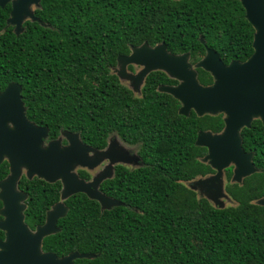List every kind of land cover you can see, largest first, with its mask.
Listing matches in <instances>:
<instances>
[{"label": "trees", "instance_id": "obj_1", "mask_svg": "<svg viewBox=\"0 0 264 264\" xmlns=\"http://www.w3.org/2000/svg\"><path fill=\"white\" fill-rule=\"evenodd\" d=\"M9 10L0 16V34H12L0 36V89L9 80L22 84L26 115L48 127L47 141L67 130L103 149L119 136L145 162L103 182L119 205L102 209L83 192L65 199L60 231L43 239L44 251L95 254L75 264H264L263 122L241 130L259 170L229 183L232 204L220 208L188 182L214 171L196 139L200 131L221 132L224 113L181 114V102L158 90L178 83L164 71H152L136 93L114 70L119 55L144 42H165L171 53H189L193 64L207 47L227 64L247 60L255 29L240 0H41V21H24L19 35L6 20ZM197 72L202 85L214 82L210 72ZM8 173L4 161L0 179ZM62 187L60 180L22 177L32 229L45 222Z\"/></svg>", "mask_w": 264, "mask_h": 264}, {"label": "water", "instance_id": "obj_2", "mask_svg": "<svg viewBox=\"0 0 264 264\" xmlns=\"http://www.w3.org/2000/svg\"><path fill=\"white\" fill-rule=\"evenodd\" d=\"M8 1L0 0V4L4 6ZM40 1L13 0L7 22L15 25L17 34L24 30L23 23L27 18L41 21L31 9ZM240 1L246 10L247 20L255 29L254 52L247 60H232L227 64L217 50L207 47L206 55L193 64L189 53H171L165 42L155 46L144 42L132 47L130 54L119 55L114 69L119 78L131 80L130 88L136 93L141 92L146 77L152 71H164L178 83L161 85L158 90L181 102V114L189 115L192 110L200 116L225 114V127L221 132L200 131L196 139L197 145L208 149L204 161L215 168L216 173L191 185L194 190L200 185V193L220 208L225 207L222 197L230 198L222 187L223 172L227 167L234 164L232 179L236 182L259 170L253 162L254 153L243 148L241 130L251 127L256 118L264 123V0ZM132 63L143 68L137 74H127V65ZM197 68L210 72L214 82L202 85L197 77ZM48 134V127L37 125L27 117L20 85L10 83L0 93V164L4 159L10 163L8 176L0 181V199L3 202L0 229L5 232V238L0 239V264H75L77 258H93L95 254L79 251L60 257L42 248L45 237L60 231L57 223L67 213L64 201L69 196L86 193L98 200L102 209L120 204L99 190V185L112 177L113 171L110 173L108 170L86 182L74 169L78 165L95 167L106 157L114 161L139 158L137 154L115 147L111 139L117 137L111 138L107 147L100 150L84 143L76 132L62 131L58 138L47 141ZM64 140L68 143L63 144ZM23 169L27 170L30 179L37 176L48 182L60 180L63 185L60 201L47 210L45 222L35 229L25 221L27 194L18 189ZM258 202L264 205V197Z\"/></svg>", "mask_w": 264, "mask_h": 264}, {"label": "flooded vegetation", "instance_id": "obj_3", "mask_svg": "<svg viewBox=\"0 0 264 264\" xmlns=\"http://www.w3.org/2000/svg\"><path fill=\"white\" fill-rule=\"evenodd\" d=\"M0 7L1 8H4L3 10H1L0 9V16L2 17V16H4V12H6L9 8H10V10H9V16L7 17V21H8V19H9V17H10V15H11V12H12V9H13V0H9L7 3H5V5L4 6H2L1 4H0ZM35 9H36V6H34V8H33V11H34V13H35ZM28 20H32L31 18H27L25 21H28ZM10 25H12V24H10ZM13 26V32H15L16 33V35H19V34H17V32L15 31V25H12ZM1 35H9V36H12V34H0V36ZM141 69V66H139V65H136V64H129L128 65V70L130 71V72H138V70H140ZM10 83H16V84H18V85H20V87H21V96H22V99H23V95H22V89H23V87H22V84L20 83V82H18V81H16V80H9L6 84H5V88H3V89H0V93L1 92H3L5 89H6V87L10 84ZM225 115V114H224ZM256 119H260V118H256ZM255 120V119H254ZM253 120V121H254ZM261 120V119H260ZM252 121V122H253ZM262 121V120H261ZM264 124V123H263ZM117 137H119V136H117ZM111 139V138H110ZM110 139H109V141H110ZM125 142V141H124ZM68 143V141L66 140V141H63V144H67ZM109 143V142H108ZM126 143V142H125ZM128 144V143H127ZM106 148V147H105ZM105 148H103V149H105ZM96 149H98V148H96ZM103 149H100V150H103ZM208 150V149H207ZM129 154H137V151H135L134 150V147L132 146L130 149H129ZM4 161H7L8 163H9V160L8 159H4L3 160V162ZM131 163L132 164H125V163H117V164H115L114 165V167H113V176L112 177H114V176H116V174L117 173H119L120 171H133L134 169H137V168H140V167H142L143 165H144V161L142 160V158H138V159H131ZM2 162V163H3ZM1 163V164H2ZM0 164V165H1ZM102 164L103 163H101L100 165H97L96 167H95V169L94 170H90V169H88V168H80L79 169V177L81 178V179H84V180H90L91 178H92V176H93V173L94 172H96V171H99V170H101L102 169ZM212 167V166H211ZM213 168V167H212ZM214 169V171L213 172H211V173H209L208 175H206V176H210V175H213V174H215L216 173V169L215 168H213ZM228 169H231L232 170V177H233V170H234V166L233 165H231L230 167H227L226 169H225V171H224V174H225V187H224V190H225V193L227 194V195H229V193L227 192V190H226V187H227V185L229 184V183H235L236 181H232V177H231V179H228V177H227V170ZM9 172H10V163H9ZM9 174V173H8ZM8 175H6L3 179H5L6 177H7ZM23 176H26L27 177V175L26 174H23L22 176H21V179H22V177ZM206 176H199V177H197V178H195V179H193V180H191L190 182H188V183H191V182H193V181H195V180H197L198 178H200V177H206ZM34 177H37V176H34ZM33 177V178H34ZM28 178V177H27ZM32 178V179H33ZM110 178V177H109ZM3 179H0V181L1 180H3ZM21 179L19 180V182H18V189L20 190V191H22V192H24V193H26L27 194V199H26V204H27V200H28V198H29V194L26 192V190H24V189H21L20 188V181H21ZM30 179V178H29ZM108 178H106V179H104L103 181H102V183L99 185V190L101 191V192H103L105 195H108L106 192H104V189L102 188V184H103V182L105 181V180H107ZM1 190V189H0ZM201 194V193H200ZM109 196V195H108ZM109 197H111V196H109ZM229 197H230V195H229ZM230 200H231V202H232V199H231V197H230ZM0 201L2 202V200L0 199ZM2 206H3V202H2ZM2 206L0 207V209L2 208ZM27 207H28V204H27ZM49 210V209H48ZM26 211V210H25ZM3 218V216H1L0 215V220ZM25 221H26V215H25ZM27 223V222H26ZM28 224V223H27ZM1 230V229H0ZM3 231V230H2ZM4 232V231H3ZM5 238V232H4V237L3 238H0V239H4Z\"/></svg>", "mask_w": 264, "mask_h": 264}, {"label": "rangeland", "instance_id": "obj_4", "mask_svg": "<svg viewBox=\"0 0 264 264\" xmlns=\"http://www.w3.org/2000/svg\"><path fill=\"white\" fill-rule=\"evenodd\" d=\"M34 6H35V5H32V6H31V9H32V10H33ZM132 64H134V63H132ZM136 65H139V64H136ZM139 66H141V69L143 68L142 65H139ZM118 69H120V67H118ZM141 69L138 70V72H140ZM138 72H130V71L128 70V65H127V74H137ZM120 79L122 80V82H123L124 84H126V85L129 86V87H131V80H130V79L121 78V77H120ZM111 142H112L113 144H115V147H118V148L121 147L123 151H126V153H127V150L129 151V149L132 147V145L125 143L120 137H117V138H115V139H111ZM123 148H124V149H123ZM92 153H93V152H91L90 154L92 155ZM118 154L123 155V154L120 153V152H119ZM131 159H132V158H131ZM131 159H130V160H131ZM131 162H132V161H129V160H126V159H121V158L117 159L116 161L112 160L110 157L103 158V159L101 160V162L98 164V165H100L101 163H103V164H102V169L99 170V171L94 172L92 178H91L90 180H88V181H87V180H85V181H86V182L93 181L96 177H99V175L103 174L104 172H106V171H108V170H109L110 173H112V171H113V167H114V165L117 164V163H125V164H128V165H129V164H132ZM233 166H234V164H233ZM95 167H96V166H95ZM95 167H89V166L78 165V166H76V168L74 169V171L79 175V172H78V171H79L80 168H88V169H90V170H94ZM224 171H225V170H224ZM23 174H26V175H27V170H26V169H23L22 175H23ZM206 177H208V176H206ZM201 178L204 179L205 177H200V178H198L197 180H199V179H201ZM83 180H84V179H83ZM195 181H196V180H195ZM232 181H233V179H232ZM233 182H234V181H233ZM193 183H194V181L191 182V183H188V185L191 187V185H192ZM200 187H201L200 185H197V188H196V191L199 192V193H200ZM222 187H223V190H224V187H225V174H224V172H223V178H222ZM222 200H224L225 206L232 204L230 198H227V197L223 196V197H222Z\"/></svg>", "mask_w": 264, "mask_h": 264}]
</instances>
